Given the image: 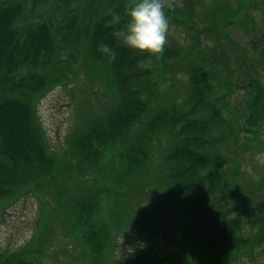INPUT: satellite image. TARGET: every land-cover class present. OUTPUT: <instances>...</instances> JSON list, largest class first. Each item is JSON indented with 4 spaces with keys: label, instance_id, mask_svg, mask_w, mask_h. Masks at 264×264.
I'll use <instances>...</instances> for the list:
<instances>
[{
    "label": "trees",
    "instance_id": "16d2710c",
    "mask_svg": "<svg viewBox=\"0 0 264 264\" xmlns=\"http://www.w3.org/2000/svg\"><path fill=\"white\" fill-rule=\"evenodd\" d=\"M131 3L0 0V201L24 182L34 160L31 188L44 187L52 195L92 264H117L106 213L117 229L135 213L157 245H163L165 224L172 223L176 236L164 247L177 245L175 264H239L241 256L264 255V178L254 185L230 184L232 177L244 182V156L264 152L259 131L249 122L255 109L264 121V85L249 70L257 75L258 64L248 65L243 77L250 87L248 115L235 130L237 122L231 126L219 96L224 80L207 53L198 51L200 59L193 62L175 48L165 46L153 55L117 42L112 12L121 14L123 25ZM101 44L115 48L116 58L109 59ZM74 63L104 75L111 102L68 137L66 158L54 168L51 156L37 147L34 100L48 82H63L55 67ZM163 73L171 79L187 76L179 102L160 94ZM162 143L158 153L154 149ZM231 146L236 149L229 156ZM105 159L111 179L95 185L93 172ZM39 251L14 253L0 264H35L28 256L37 261ZM148 256L140 263L159 264L149 251Z\"/></svg>",
    "mask_w": 264,
    "mask_h": 264
},
{
    "label": "rangeland",
    "instance_id": "374dc122",
    "mask_svg": "<svg viewBox=\"0 0 264 264\" xmlns=\"http://www.w3.org/2000/svg\"><path fill=\"white\" fill-rule=\"evenodd\" d=\"M106 1L97 0V5L103 6ZM163 3L170 24L164 48H177L181 58L190 55L193 62L200 59L197 49L207 53V62L211 61L212 67L218 69L219 77L224 80L219 87V96L225 105L223 108L229 115L231 126V122L236 121L235 130L238 129L243 124V117L248 115L246 103L250 98V87L243 79L248 75V65L258 64L257 75L254 74V68L249 70L252 77L264 85V0H163ZM221 17L223 21H220ZM54 70L58 76H62L63 82H48L38 92L34 100L33 122L38 134L37 147L51 156L55 168L66 158L70 147L68 137L78 132L89 116L104 112L111 102V93L104 81H100L94 74L89 75L80 63H74L66 69L55 67ZM164 80V90L162 92L161 89L160 94L165 92L162 95L165 100L171 98L179 102L186 90L187 76L179 74L171 79L168 74H164ZM251 118L249 122L253 129L259 131L258 142L264 145V121L259 119L257 109L252 110ZM232 137L235 138L234 133ZM162 147L163 143L154 150L159 153ZM232 147L227 153L229 156L236 149L232 150ZM60 168L63 171V167ZM109 168L112 169L105 159L93 172L96 178L91 181L95 185L108 183L106 179H111ZM240 171L244 182L238 177H232L231 185L245 186L259 182L261 176L264 178V152L255 151L244 156ZM51 173L59 176L57 171ZM34 175L33 160L29 171L22 175L24 182L17 184L11 194L0 201V261L2 257L14 253H17V257L26 256L27 249L40 248L37 261L34 260L35 255L28 256L35 264H92L91 258L83 254L68 225L62 218H58L61 216L52 214V204L47 205V201L52 202V195L44 187L38 192L31 188ZM105 212L106 207L102 217ZM136 218L135 213L132 214L129 219L126 218L124 227L117 229L112 217L106 213L104 222L107 230L114 234V238L107 239L112 244L116 263L134 264L131 261L134 260L141 264L140 257L148 258L149 251L150 257L157 259L159 264H166V261L167 264H175L173 249L177 245H170L166 249L164 247L176 236L173 224H165L163 245H157ZM125 254L128 258L132 255L130 261ZM263 263L264 255L241 256L239 262Z\"/></svg>",
    "mask_w": 264,
    "mask_h": 264
},
{
    "label": "clouds",
    "instance_id": "9594fccd",
    "mask_svg": "<svg viewBox=\"0 0 264 264\" xmlns=\"http://www.w3.org/2000/svg\"><path fill=\"white\" fill-rule=\"evenodd\" d=\"M125 11L127 19L123 25L121 14L112 12L117 42L140 53L154 55L163 51L170 27L163 0H133ZM100 49L109 59H115L118 54L109 44H101Z\"/></svg>",
    "mask_w": 264,
    "mask_h": 264
}]
</instances>
